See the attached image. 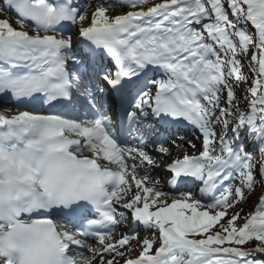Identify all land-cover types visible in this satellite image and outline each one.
Returning <instances> with one entry per match:
<instances>
[{"label": "snow or ice", "instance_id": "obj_1", "mask_svg": "<svg viewBox=\"0 0 264 264\" xmlns=\"http://www.w3.org/2000/svg\"><path fill=\"white\" fill-rule=\"evenodd\" d=\"M0 264H264V0H0Z\"/></svg>", "mask_w": 264, "mask_h": 264}, {"label": "bare ground", "instance_id": "obj_2", "mask_svg": "<svg viewBox=\"0 0 264 264\" xmlns=\"http://www.w3.org/2000/svg\"><path fill=\"white\" fill-rule=\"evenodd\" d=\"M115 11H120V9H119V8H116ZM245 72H247L246 69H245ZM196 135H198V133H197ZM193 139H194V137H193ZM194 142H196L197 144H199V141H198V140H195V139H194ZM166 188H167V187H166ZM166 188H165V190H166ZM130 226H131V222H129V227H130ZM126 230H127V229H124V231H126ZM141 235H143V233H141Z\"/></svg>", "mask_w": 264, "mask_h": 264}, {"label": "rangeland", "instance_id": "obj_3", "mask_svg": "<svg viewBox=\"0 0 264 264\" xmlns=\"http://www.w3.org/2000/svg\"><path fill=\"white\" fill-rule=\"evenodd\" d=\"M246 71H247V69H246ZM244 206H246L244 209L247 212L249 210V208H250V205H244Z\"/></svg>", "mask_w": 264, "mask_h": 264}]
</instances>
